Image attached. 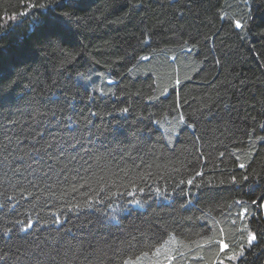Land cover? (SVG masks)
<instances>
[{
  "label": "trees",
  "instance_id": "obj_1",
  "mask_svg": "<svg viewBox=\"0 0 264 264\" xmlns=\"http://www.w3.org/2000/svg\"><path fill=\"white\" fill-rule=\"evenodd\" d=\"M43 2L0 0V264H264V0Z\"/></svg>",
  "mask_w": 264,
  "mask_h": 264
},
{
  "label": "snow or ice",
  "instance_id": "obj_2",
  "mask_svg": "<svg viewBox=\"0 0 264 264\" xmlns=\"http://www.w3.org/2000/svg\"><path fill=\"white\" fill-rule=\"evenodd\" d=\"M52 5H58L59 7L63 8V9H69V8H71L73 6L71 0H67V2L64 3V4H60L59 3V0H45V2H43V3H40L38 5L37 4H32L31 6L32 7H39L41 9H47V8L51 7V10L53 12H56V7H52ZM60 15L63 16V17H65V18H67L68 20H73L74 19L72 13L70 11H67V10L62 11L60 13ZM224 15H225V17H227V13H225ZM235 27L236 28L243 29L245 27V24H242L240 20H236L235 21ZM73 58H74V56H73L72 53L65 52L64 58L62 60V66L64 64L70 63ZM78 75H80L81 78H84V74L83 73H80ZM177 83H179V81H177ZM124 111H127V109H124ZM68 119L71 120V117H69ZM13 123H14V121H13ZM50 147H52V144H48L46 146L45 150H47V148H50ZM37 151H39V150H37ZM240 167L243 168L244 165L241 164ZM198 174H200V173H198ZM44 175L46 176L47 173H44ZM188 183H192V181L189 180ZM157 192H159V189H157ZM137 203H139V201H137ZM0 206H2V205H0ZM85 206L91 208V207H93V204L91 202H88V203H86ZM74 207H80V206L79 205H76ZM245 211H247V210L245 209ZM113 219H115V217H113ZM19 223L21 224V229H20L21 231H25L26 232V231H28L29 228L32 227V225L29 224L27 226V228H25L23 226V222L22 221L19 222ZM89 223H92V222L90 221ZM84 226L87 227V225H84ZM7 231H10V230H6L5 234H7ZM133 239H135V237H133ZM256 239H257L256 234L250 232L249 233V236H248V243H249V245H251L252 242L255 241ZM206 242L209 243V244H211L213 242V240H212L211 237H209ZM217 243L219 244L221 251H225L226 249L229 248V245L226 244L223 240H220ZM164 244H167V241H164L163 244L161 245V247H163ZM155 250H156L157 254H159L160 248H156ZM242 254L243 253H241V255ZM142 255L143 256H147L148 255V252H143ZM2 258L3 257H0V259H2ZM236 258H237L236 256L229 257V259H236ZM173 259H174V257H173ZM122 264H140V257H136L135 259L132 258V257H128L127 259H125V260L122 261ZM169 264H171V260H169ZM220 264H223V261H221Z\"/></svg>",
  "mask_w": 264,
  "mask_h": 264
},
{
  "label": "rangeland",
  "instance_id": "obj_3",
  "mask_svg": "<svg viewBox=\"0 0 264 264\" xmlns=\"http://www.w3.org/2000/svg\"><path fill=\"white\" fill-rule=\"evenodd\" d=\"M262 208H263V213H264V202H263ZM174 247H175V242L170 240L167 242V244L163 246V248H161L159 254L161 255V252H164L165 256H169V254L172 253Z\"/></svg>",
  "mask_w": 264,
  "mask_h": 264
}]
</instances>
